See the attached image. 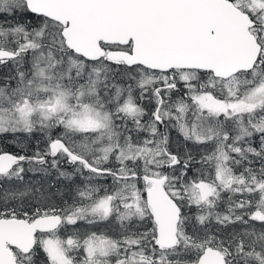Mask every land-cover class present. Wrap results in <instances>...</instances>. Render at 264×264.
I'll list each match as a JSON object with an SVG mask.
<instances>
[{
    "label": "snow or ice",
    "instance_id": "1",
    "mask_svg": "<svg viewBox=\"0 0 264 264\" xmlns=\"http://www.w3.org/2000/svg\"><path fill=\"white\" fill-rule=\"evenodd\" d=\"M0 264H264V0H0Z\"/></svg>",
    "mask_w": 264,
    "mask_h": 264
},
{
    "label": "trees",
    "instance_id": "2",
    "mask_svg": "<svg viewBox=\"0 0 264 264\" xmlns=\"http://www.w3.org/2000/svg\"><path fill=\"white\" fill-rule=\"evenodd\" d=\"M9 150H12V151H14L15 149H14V148H10Z\"/></svg>",
    "mask_w": 264,
    "mask_h": 264
}]
</instances>
